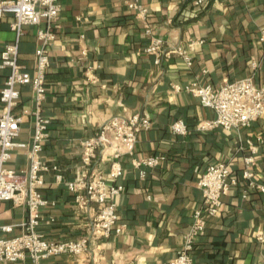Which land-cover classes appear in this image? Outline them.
<instances>
[{
  "label": "crops",
  "instance_id": "obj_1",
  "mask_svg": "<svg viewBox=\"0 0 264 264\" xmlns=\"http://www.w3.org/2000/svg\"><path fill=\"white\" fill-rule=\"evenodd\" d=\"M148 8L140 17L121 0H61L57 38L48 50L51 66L43 112L51 117L42 158L51 168L45 173L43 193L50 201L42 209L39 230L52 240L76 239L89 233L99 211L96 202L82 206L67 182L82 170V142L114 116L147 114L152 126L138 134L133 156H123L124 190L116 196L121 233L89 239L84 256L56 255L50 264H163L177 255L196 208L202 204L198 179L213 163L228 162L241 174L250 142L257 146L252 165L264 182V114L246 128L200 130L197 124L216 116L199 98L184 89L194 81L219 87L226 79L254 76L264 86V0H141ZM15 17H0V47L13 42ZM151 28V33L146 29ZM38 27L24 26L19 61L33 71L40 45ZM151 36L162 39L165 51L159 63L144 51ZM193 43L191 46L190 44ZM186 49L193 63L187 64ZM9 69H0V96ZM179 84L182 90H174ZM21 89V106H33L30 85ZM183 119L186 135H176L171 124ZM33 121L21 125L18 146L7 162L10 168L28 166L27 146ZM164 155L156 167H147L140 178L132 159ZM92 169L108 174L109 154H98ZM62 175V180L57 179ZM243 182L223 196L220 212L208 220L193 250L196 264H264V191L243 196ZM49 217L55 218L49 222ZM27 218L24 206L4 201L0 222L14 224L8 234L21 232ZM0 264H30L24 261Z\"/></svg>",
  "mask_w": 264,
  "mask_h": 264
},
{
  "label": "built area",
  "instance_id": "obj_2",
  "mask_svg": "<svg viewBox=\"0 0 264 264\" xmlns=\"http://www.w3.org/2000/svg\"><path fill=\"white\" fill-rule=\"evenodd\" d=\"M140 17L147 19L148 8L141 0H121ZM206 0H194L198 6ZM61 0H0V17L12 13L15 17L11 27L17 36L13 42L0 47V69H9V74L1 89L0 96V205L4 201H12L15 205L24 206L27 218L18 225L21 232L8 234L14 230V224L0 222V262L15 263L29 258L30 264H50L49 258L56 255L84 256L88 254L89 239L110 238L113 233H121L125 224H120L116 196L124 190L120 181L124 170L123 156H133L138 134L152 126L151 117L140 113L129 116H114L102 124L100 130L82 142L81 172L67 182L68 188L75 192L77 201L85 206L89 201L99 205L89 233L76 239L52 240L40 232L42 209L50 201L42 188L45 184V173L51 168L42 158V151L49 136L51 117L43 112V104L47 94V73L51 66L48 47L56 40V27L61 12ZM38 27L37 37L40 41L36 51L33 71L25 69L19 61V42L24 26ZM151 33V28L146 29ZM259 41L264 45V27L259 33ZM191 46L193 43L190 44ZM144 51L155 55V62L161 61L165 51L161 38L151 36ZM174 51L183 54L187 64L193 60L186 49L177 47ZM23 85H30L33 92V106L23 107L20 104ZM174 90H182L179 84ZM184 89L199 98L204 107L215 110L216 116L197 124L200 130L246 128L264 114V86L255 83L254 76L240 79H226L219 87L209 83L194 81ZM31 117L33 121L32 140L27 146L28 166L16 170L7 166L13 151L18 146H26L16 140L22 123ZM172 133L186 135L188 124L179 118L172 122ZM251 153L244 159L245 166L241 174L234 173L230 164L225 161L210 164L198 179L202 189L201 207L195 209L185 240L177 255L163 264H196L193 250L197 239L203 233L208 220L216 216L222 207L223 196L243 182V196L251 190L264 191V182L256 178L252 165L257 157V146L250 142ZM109 154L110 170L108 174L93 170L92 165L98 154ZM165 159L164 155L134 157L132 162L138 168L140 178L147 175V167H156ZM62 180V175L57 174ZM49 222L55 218L49 217Z\"/></svg>",
  "mask_w": 264,
  "mask_h": 264
}]
</instances>
